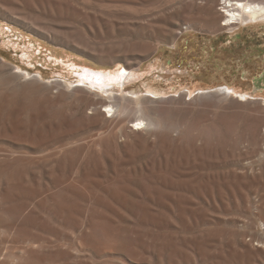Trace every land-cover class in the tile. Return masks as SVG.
<instances>
[{"label": "rangeland", "instance_id": "obj_1", "mask_svg": "<svg viewBox=\"0 0 264 264\" xmlns=\"http://www.w3.org/2000/svg\"><path fill=\"white\" fill-rule=\"evenodd\" d=\"M221 1L0 0V264H264V22ZM84 67L156 127L93 125Z\"/></svg>", "mask_w": 264, "mask_h": 264}, {"label": "bare ground", "instance_id": "obj_2", "mask_svg": "<svg viewBox=\"0 0 264 264\" xmlns=\"http://www.w3.org/2000/svg\"><path fill=\"white\" fill-rule=\"evenodd\" d=\"M220 4L221 5H220V8H219V15L221 16V21L224 20L221 23V25L227 27L228 29L235 28V27H237L239 25L246 24L248 22L249 23L250 22H257V21L264 22V0H222ZM56 13H58V12H56ZM142 26H144V25H142ZM257 27H261V25L254 26L255 29ZM152 65H157V62L155 64H152ZM140 68H141V64H139V66L136 67L135 69L139 70ZM82 70H83L82 75H84L86 77L88 76V80L92 84L91 86L100 88L99 89L100 90L99 91L100 95L98 93H95V92H88L82 87H76V88L70 89V90L73 91V90H76V89H81V90H85L90 95L98 96V100L97 101H92L91 104H90V105L94 106V110H95V117L92 119V124L93 125H98L101 121L108 122V124L103 126V127L105 128L106 132H111L114 129H116L117 127L120 128L119 126L122 123L130 122V117L134 116L135 119L131 120V122L132 121H133V123L135 122L134 126L133 125H129V127H127V129L130 132L136 134L140 130H143V128L146 129V128L150 127V126L151 127L152 126L156 127L155 119L152 117V115H151L152 113L150 112V110L144 105L142 99H143L144 95H145V97H146V95H149V96H153L154 98H158V97H161V98L163 97L164 98L165 96L159 95L160 92L158 90L156 91V90L146 89V91L144 92L145 94H142L141 91H136V90H133V91L131 90L129 92H126L125 88H123V87H116L114 85H108L107 82L110 81L111 79H114L116 77L115 74H110V72L104 73L103 71H92V69L90 70V69L85 68V67L82 68ZM165 72H169V71L167 70ZM120 73H121L120 76L122 77L123 81L125 79L131 78V77H139V76L143 75V72H136V73H133V74L131 73V76H130V74L129 75L127 74L128 76H126V78H125L124 77L125 74H126L125 71H120ZM12 75L17 76V77L20 76L16 72H14ZM117 78L119 79V77H117ZM24 80L37 82L39 84H43V85L47 86L46 83L40 82L39 79H37L35 77H33L31 79H24ZM96 83H98L99 85H96ZM120 83H122V82H120ZM55 84H57V83H55ZM123 84L124 83H122L121 85H123ZM68 85H70V84H68ZM150 85H152V84H150ZM193 85L194 86L198 85V87H199V84H195L194 83ZM200 85H201V83H200ZM148 86H149V84H148ZM201 88L202 87L200 86V91L201 92H206V91H202ZM237 88L234 87V86L225 85L224 86V90L223 89L222 90L226 94L228 92L229 95H231L232 93L235 94L239 98L238 99L239 101H243V100L247 99L248 96H249V93L247 91H245V92L238 91ZM173 90L176 91V88H174ZM208 91H210V90L208 89ZM164 92H162V93H164ZM191 94H192L191 88L186 87V91H185V95L184 96L191 95ZM98 105H99V107H104L107 111H112L114 108L115 109H114V112L112 114L110 113L111 115L108 116V114L106 115L107 111L105 109H103V110H99L98 109ZM117 136H119V135H117ZM42 148H44V147H42ZM0 153H1V151H0ZM14 154H15V152H14Z\"/></svg>", "mask_w": 264, "mask_h": 264}, {"label": "water", "instance_id": "obj_3", "mask_svg": "<svg viewBox=\"0 0 264 264\" xmlns=\"http://www.w3.org/2000/svg\"><path fill=\"white\" fill-rule=\"evenodd\" d=\"M255 84L264 87V71L254 79Z\"/></svg>", "mask_w": 264, "mask_h": 264}]
</instances>
